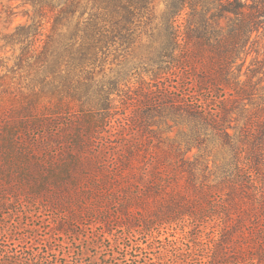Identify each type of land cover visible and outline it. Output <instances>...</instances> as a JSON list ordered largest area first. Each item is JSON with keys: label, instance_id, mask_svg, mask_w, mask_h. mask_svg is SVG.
Here are the masks:
<instances>
[{"label": "trees", "instance_id": "16d2710c", "mask_svg": "<svg viewBox=\"0 0 264 264\" xmlns=\"http://www.w3.org/2000/svg\"><path fill=\"white\" fill-rule=\"evenodd\" d=\"M11 1L0 99L5 76L20 101L0 110V208L51 210L55 235L93 225L103 258L76 241L34 253L54 251L45 239L0 264H142L172 224L196 245L213 228L211 244L158 246L161 264H264V0Z\"/></svg>", "mask_w": 264, "mask_h": 264}, {"label": "rangeland", "instance_id": "374dc122", "mask_svg": "<svg viewBox=\"0 0 264 264\" xmlns=\"http://www.w3.org/2000/svg\"><path fill=\"white\" fill-rule=\"evenodd\" d=\"M13 4H19L20 0H12ZM26 17L19 16L16 19V22L24 21ZM1 72V70H0ZM1 78V77H0ZM4 78L5 87H3L2 96L0 99V110L3 108H8L11 105L19 103V96L17 95L18 91L14 84V81L9 79V77H2ZM16 207L19 208V210L22 208L21 205L16 204ZM12 208L14 209V205L12 203L4 204V208H0V217L5 221V226L7 231V234L1 233L0 231V248H7L9 250L19 251L22 248L27 249L28 246L33 242H42L44 244L45 239H49L52 248L54 251L46 253L48 251V248L44 245H35L34 253L41 252L42 255L46 254L50 258H56L54 257V253L61 254L62 246L61 244L64 242H74L76 241L75 246L81 247L82 245L88 248V255H86L85 259L88 261L91 258L99 257L103 258L102 251H100V248H97L96 243H93L92 240H89L88 242H85L86 240L83 235L85 234H91L94 230H96L95 226L93 225H87L85 227H79L77 228V231L82 235V237L74 236L73 234H69L68 236H62V235H55L54 231V223L51 221V218H53V213L51 210H44V209H38L39 213L38 215L41 217L34 218L29 217L24 213V211H12ZM16 209V208H15ZM51 221V222H50ZM189 225L187 226H181V225H168L167 228L162 230V235H160L158 238L159 240L164 239L165 237H168L171 241L165 242V244L160 243V241H156L153 244V249L143 250L142 254H140L141 262L142 264H146L149 260V258H153L154 261H156L157 264H161L160 259H156L155 250H158V246H165V250H168V252L174 253L173 247H188L187 244L193 245L194 249L199 248L204 242H208L211 244V238L213 236V228H206L203 229V231H199V238L201 239L200 243L197 245L194 244L195 240V234L198 232L197 227H192L193 230L191 233H186L185 230H189ZM202 230V229H201ZM57 232V231H56ZM23 236H32L29 237L27 240L28 242H25L23 239ZM136 242H144L146 241V235L145 234H139L137 235ZM43 240V241H42ZM128 240V239H127ZM94 241H97L94 239ZM104 244L106 246H109V241H104ZM43 247V248H42ZM42 248V249H41ZM139 253V252H137ZM170 253V254H171ZM41 255V256H42ZM57 256V255H56ZM91 256V257H90ZM21 257V255L19 256ZM71 259V258H69ZM115 263L118 262V260H113Z\"/></svg>", "mask_w": 264, "mask_h": 264}]
</instances>
